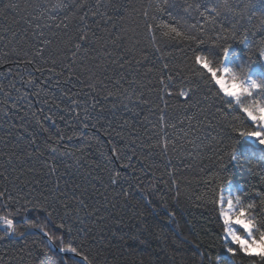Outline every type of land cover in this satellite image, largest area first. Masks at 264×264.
I'll return each instance as SVG.
<instances>
[{
	"label": "trees",
	"instance_id": "trees-1",
	"mask_svg": "<svg viewBox=\"0 0 264 264\" xmlns=\"http://www.w3.org/2000/svg\"><path fill=\"white\" fill-rule=\"evenodd\" d=\"M59 2L0 0V215L11 213L19 232L39 224L65 245L84 242L92 264H212L225 254L213 211L221 181H250L253 196L264 181L229 162V128L243 125L229 123L217 88L195 74L196 46L155 30L183 8L63 0L76 6L55 9ZM202 2L177 0L193 9ZM227 3L231 12L218 7L203 39L234 32L229 43L241 56L245 37L257 51L264 0ZM185 20L183 32L205 23L195 10ZM61 256L46 250L41 233L0 239V264ZM236 264L253 262L237 256Z\"/></svg>",
	"mask_w": 264,
	"mask_h": 264
},
{
	"label": "snow or ice",
	"instance_id": "snow-or-ice-1",
	"mask_svg": "<svg viewBox=\"0 0 264 264\" xmlns=\"http://www.w3.org/2000/svg\"><path fill=\"white\" fill-rule=\"evenodd\" d=\"M211 2L212 0H203L193 9V5L177 3V0H150L149 7H153L154 4L157 12L183 8L184 15L179 18L172 16V12L169 11L168 15L172 16L173 22H161L155 26V30L161 31L164 37L171 40H180L196 46L192 56L195 74L199 79L217 88L216 95L222 105H227L225 111L232 116L229 123L241 121L243 125L229 128L231 139L229 162H234L242 171H247L251 178L264 181V175H262L264 173V45L254 52L245 37L239 42L244 45L247 55L241 56L229 43L230 39L236 40L234 32L231 36L223 37L217 33L210 41L203 39L206 25L214 24L215 18L221 16L218 7L231 12L227 0H224L222 5L209 9L208 4ZM70 6L76 5L67 4L61 0L53 7L67 9ZM5 7H15V5L8 4ZM201 7L204 8L203 12L199 11ZM193 10L205 17V23L199 26L193 24L188 26L187 32L181 31L182 22L186 24L185 17L191 18ZM213 13L215 16L211 15ZM148 15L145 11L144 16ZM146 28L152 31L153 25L146 24ZM225 31L228 30L225 29ZM196 32L199 35L195 34ZM79 39L86 40L87 37L81 35ZM153 39H155L154 36ZM79 46L76 45V47ZM39 51L42 53L43 49ZM179 95L190 99L189 92L181 91ZM233 113H235L234 116ZM52 151L56 150L52 149ZM252 161H256L261 167V173L253 172ZM244 165L248 167L245 168ZM112 183L116 181L113 180ZM250 187H253L250 181L237 185L230 176L220 183L219 195L213 200V211L216 213L217 223L220 224L221 245L225 249V254L216 256L212 264H236L237 256L250 260L253 264H264V191L254 189L255 195H249L246 189ZM258 187L264 188V183ZM224 193L227 195L225 196ZM0 198H6V193L0 192ZM244 200L250 202L245 204ZM257 200L259 205L256 203ZM10 215L11 213L0 215V224L4 226L3 236H0V239L4 236H17L24 239L36 235L33 229H39L45 238V248L48 252L58 247L57 241L63 245L58 247V251L63 255L51 262L46 259L44 264H92L89 256L84 254V242H81L79 247L73 246L74 242L65 245L63 236L57 237L39 224H26L25 230L19 232L14 219L9 218ZM48 215L51 216V213ZM59 227L63 228L64 225L61 224ZM68 231L70 233L71 229ZM69 254L72 255L69 256Z\"/></svg>",
	"mask_w": 264,
	"mask_h": 264
},
{
	"label": "water",
	"instance_id": "water-1",
	"mask_svg": "<svg viewBox=\"0 0 264 264\" xmlns=\"http://www.w3.org/2000/svg\"><path fill=\"white\" fill-rule=\"evenodd\" d=\"M33 231H35L36 233H41L40 230H38V229H34ZM41 234H42V233H41ZM42 235H43V234H42ZM44 239H45V238H44ZM53 251H54V252H58V253H60V252L58 251V248H54ZM60 254L63 255L62 253H60ZM71 255H72V254H69V256H71Z\"/></svg>",
	"mask_w": 264,
	"mask_h": 264
},
{
	"label": "rangeland",
	"instance_id": "rangeland-1",
	"mask_svg": "<svg viewBox=\"0 0 264 264\" xmlns=\"http://www.w3.org/2000/svg\"><path fill=\"white\" fill-rule=\"evenodd\" d=\"M224 195L226 196V195H227V193H224Z\"/></svg>",
	"mask_w": 264,
	"mask_h": 264
}]
</instances>
